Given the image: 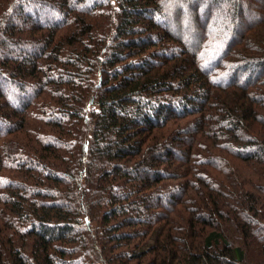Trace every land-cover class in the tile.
<instances>
[{
    "label": "trees",
    "instance_id": "16d2710c",
    "mask_svg": "<svg viewBox=\"0 0 264 264\" xmlns=\"http://www.w3.org/2000/svg\"><path fill=\"white\" fill-rule=\"evenodd\" d=\"M0 264H264V0H0Z\"/></svg>",
    "mask_w": 264,
    "mask_h": 264
},
{
    "label": "rangeland",
    "instance_id": "374dc122",
    "mask_svg": "<svg viewBox=\"0 0 264 264\" xmlns=\"http://www.w3.org/2000/svg\"><path fill=\"white\" fill-rule=\"evenodd\" d=\"M53 15H54V13L53 12H46V17L48 18V19H50V18H53ZM40 18H41V16H40ZM42 19V18H41ZM17 48L19 49H21V48H23L20 44H18L17 45ZM2 83H5L4 81H1ZM255 255H256V253H254ZM257 257H258V255H257Z\"/></svg>",
    "mask_w": 264,
    "mask_h": 264
}]
</instances>
